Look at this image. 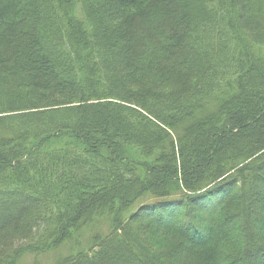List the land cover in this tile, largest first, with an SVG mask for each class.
<instances>
[{"label":"trees","instance_id":"1","mask_svg":"<svg viewBox=\"0 0 264 264\" xmlns=\"http://www.w3.org/2000/svg\"><path fill=\"white\" fill-rule=\"evenodd\" d=\"M259 173L264 0H0V264H209L144 236Z\"/></svg>","mask_w":264,"mask_h":264},{"label":"rangeland","instance_id":"2","mask_svg":"<svg viewBox=\"0 0 264 264\" xmlns=\"http://www.w3.org/2000/svg\"><path fill=\"white\" fill-rule=\"evenodd\" d=\"M259 175L261 174L259 173ZM238 176L240 177L239 181L235 185L229 199L226 200L227 203H225L224 206L219 204L216 212H212L210 210L206 212L201 211V208L206 209L204 206L194 208L195 213L199 216H204V221L201 222V229L198 228L194 231L189 230L186 225H183L179 219V215V218L177 217V214H175L176 218L171 219V212L165 213L160 218V221L163 223L160 222L158 224H160L162 226L161 228L166 229V232L168 231L169 233L164 234L160 231H152L148 235L146 234L144 236L145 243L153 249L151 252L153 254H157L158 256L161 255L170 257L171 254L176 252V247L180 243L183 247H189L192 250H195L200 257H206L209 264L211 261L212 264H216L215 262L219 264H226L227 261L225 262L220 260L221 253L223 252V254H225L227 252L223 251V247H236L242 239H244V242H252L256 248L264 250V182H262V179L257 180L255 182V186L253 187V192H250V186H244L243 180H245V178H243V175L238 174ZM234 194L235 197L231 199ZM240 197L241 199H239ZM234 202L238 205H242V207H244V211L230 209L226 211L227 218L222 217L221 211H223V208L226 207V204L228 207V205L230 206ZM253 213H255V215H253ZM236 218L238 220L242 219L243 226H234L233 221ZM224 219L229 220L228 223H224ZM169 220L178 223L175 227L181 230L178 231V233H181L182 231L184 232V237L182 236V239L177 235L175 236L174 231L168 230L166 227L164 228L162 224H168L167 226H169L171 223H164V221L167 222ZM182 234L183 233H181V235ZM66 249L67 248H64L61 252L66 253L64 252ZM53 257L54 254L42 256L40 264H52ZM250 258L249 261L254 264H263V258L261 257L258 258L251 256ZM20 264H31V258L25 257Z\"/></svg>","mask_w":264,"mask_h":264}]
</instances>
